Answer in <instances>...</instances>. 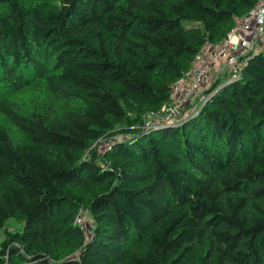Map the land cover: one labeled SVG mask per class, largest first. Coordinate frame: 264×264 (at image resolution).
Segmentation results:
<instances>
[{
  "label": "trees",
  "instance_id": "trees-1",
  "mask_svg": "<svg viewBox=\"0 0 264 264\" xmlns=\"http://www.w3.org/2000/svg\"><path fill=\"white\" fill-rule=\"evenodd\" d=\"M255 2L0 0V264H264V55L142 128Z\"/></svg>",
  "mask_w": 264,
  "mask_h": 264
},
{
  "label": "built area",
  "instance_id": "built-area-1",
  "mask_svg": "<svg viewBox=\"0 0 264 264\" xmlns=\"http://www.w3.org/2000/svg\"><path fill=\"white\" fill-rule=\"evenodd\" d=\"M255 53L264 55V0H256L242 15H233L232 25L221 40L203 42L189 70L172 83L168 102L157 113L148 115L142 128L177 125L196 116L221 85L240 76L246 56ZM103 141L101 153L111 142ZM85 216L86 211L83 215L80 211L76 219L84 227Z\"/></svg>",
  "mask_w": 264,
  "mask_h": 264
},
{
  "label": "rangeland",
  "instance_id": "rangeland-1",
  "mask_svg": "<svg viewBox=\"0 0 264 264\" xmlns=\"http://www.w3.org/2000/svg\"><path fill=\"white\" fill-rule=\"evenodd\" d=\"M217 67V66H216ZM215 70V69H214ZM105 141H100V143H97V146H101ZM83 212L84 210H81V213L83 215ZM91 225V222H90V219H88L87 215L85 216V226H86V229H88ZM17 228V226H15V224H10V229L11 230H15ZM89 232V231H88Z\"/></svg>",
  "mask_w": 264,
  "mask_h": 264
}]
</instances>
